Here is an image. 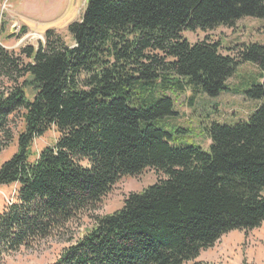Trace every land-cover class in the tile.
<instances>
[{
  "label": "trees",
  "instance_id": "16d2710c",
  "mask_svg": "<svg viewBox=\"0 0 264 264\" xmlns=\"http://www.w3.org/2000/svg\"><path fill=\"white\" fill-rule=\"evenodd\" d=\"M247 17L264 18V0H87L68 27L73 46L54 30L19 56L0 43V139L11 140L15 114L24 124L17 152L0 166V187L17 186L0 213V247L51 237L149 169L154 185L97 217L53 264H187L225 234L261 227L264 45H242L232 57L220 42L183 36ZM243 62L262 72L247 90L260 102L248 121L212 124L208 152L174 145L168 92L228 93ZM53 128L55 143L35 153L34 141Z\"/></svg>",
  "mask_w": 264,
  "mask_h": 264
},
{
  "label": "rangeland",
  "instance_id": "374dc122",
  "mask_svg": "<svg viewBox=\"0 0 264 264\" xmlns=\"http://www.w3.org/2000/svg\"><path fill=\"white\" fill-rule=\"evenodd\" d=\"M86 3L87 0H0V43L19 56L23 47H37L39 41L44 42L46 31L54 30L66 45L73 46L68 27L81 21ZM183 36L192 43L205 38L220 42L225 54L236 57V50L242 45H264V18L247 17L237 21L232 28L221 26L207 32L187 31ZM261 75L262 72L254 63L243 62L227 82L228 93L209 97L199 87H187L182 94L168 92L175 100L176 115L166 120L174 128V131L168 130L173 144L199 146L208 152L211 141L207 131L212 124L234 126L247 122L260 105L259 101L248 98L247 90L262 82ZM26 90L30 98L33 90ZM20 116L19 112L10 118L11 140L7 142L4 138L0 139V166L17 152L18 136L24 129ZM57 138L58 133L53 128L34 141L33 151L40 153L45 147L52 146ZM157 180L152 169L139 177L122 179L95 210L78 215L65 229L51 237L23 246L17 251L0 247V264H53L64 248L76 243L94 227L97 217L113 214L124 206L129 194L141 193ZM16 187H0V213L13 201ZM262 194L264 196V191ZM195 263L264 264V223L254 230H236L225 234L212 248L203 251L195 262L187 264Z\"/></svg>",
  "mask_w": 264,
  "mask_h": 264
}]
</instances>
